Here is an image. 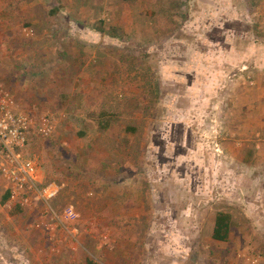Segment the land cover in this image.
I'll return each mask as SVG.
<instances>
[{
	"label": "rangeland",
	"instance_id": "rangeland-1",
	"mask_svg": "<svg viewBox=\"0 0 264 264\" xmlns=\"http://www.w3.org/2000/svg\"><path fill=\"white\" fill-rule=\"evenodd\" d=\"M57 1L0 0V80L61 186L0 179V264H264V0Z\"/></svg>",
	"mask_w": 264,
	"mask_h": 264
},
{
	"label": "built area",
	"instance_id": "built-area-1",
	"mask_svg": "<svg viewBox=\"0 0 264 264\" xmlns=\"http://www.w3.org/2000/svg\"><path fill=\"white\" fill-rule=\"evenodd\" d=\"M50 128L46 121L37 122L21 110L0 80V179L8 184L10 203L33 207L52 201L60 193L61 186L48 181L42 163L27 152L30 132L36 129L49 135ZM68 215L73 216V212Z\"/></svg>",
	"mask_w": 264,
	"mask_h": 264
},
{
	"label": "crops",
	"instance_id": "crops-1",
	"mask_svg": "<svg viewBox=\"0 0 264 264\" xmlns=\"http://www.w3.org/2000/svg\"><path fill=\"white\" fill-rule=\"evenodd\" d=\"M25 1V0H24ZM26 1H30V2H24V4H25V6H22V8L24 9V12H27V10H29L30 8H32V7H34V6H39L40 4H42L43 3V0H26ZM50 1H54V4H55V2H59V1H57V0H50ZM80 1L81 0H62L61 2H62V4H64V7H61V8H59V9H55V11H51V14L52 15H61L64 11H65V13L66 12H68V13H73V15L74 16H83V15H81V14H77L76 15V13L78 12V9H79V7L80 8H82V7H84L85 9L87 8L86 6H84V5H82L81 3H80ZM120 2H123V3H125V4H128V3H138V2H140L141 0H136V1H133V2H125V1H123V0H119ZM87 2H89L90 4H92V6H91V8H94L95 9V5H98V6H104V0H87ZM76 3V5H73V4H75ZM59 4V3H58ZM79 4V6H77ZM45 6V5H44ZM22 8H20V9H22ZM22 9V10H23ZM58 10V11H57ZM65 13H63V14H65ZM67 15V14H66ZM72 15V16H73ZM72 16H69L68 15V17H72ZM84 16H89V14L88 15H84ZM60 31L63 33H65L66 31L65 30H63V29H60ZM63 97H65V95H63ZM44 168V167H43ZM44 174H45V176H46V172H45V169H44ZM7 193L9 194V190H8V187H7ZM10 195V194H9ZM59 195V194H58ZM58 195H57V197H58ZM56 197V198H57ZM56 198H54L53 200H55ZM70 211H72L73 212V216H69L68 214L70 213ZM65 216H66V219L69 221V223L70 224H73L74 223V221H71L72 220V218H75L76 217V215H75V212L73 211V209L72 208H70V210L69 211H67L66 213H65Z\"/></svg>",
	"mask_w": 264,
	"mask_h": 264
},
{
	"label": "trees",
	"instance_id": "trees-1",
	"mask_svg": "<svg viewBox=\"0 0 264 264\" xmlns=\"http://www.w3.org/2000/svg\"><path fill=\"white\" fill-rule=\"evenodd\" d=\"M125 2H133L136 0H123ZM9 194L4 197V201L9 199ZM232 236V215L228 212H218L212 232V239L220 243H228ZM86 264H94L92 261H88Z\"/></svg>",
	"mask_w": 264,
	"mask_h": 264
}]
</instances>
